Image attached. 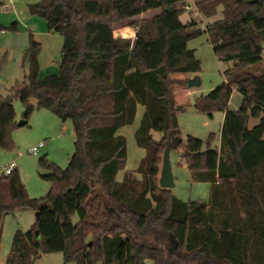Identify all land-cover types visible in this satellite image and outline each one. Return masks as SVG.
Instances as JSON below:
<instances>
[{
	"label": "trees",
	"instance_id": "16d2710c",
	"mask_svg": "<svg viewBox=\"0 0 264 264\" xmlns=\"http://www.w3.org/2000/svg\"><path fill=\"white\" fill-rule=\"evenodd\" d=\"M249 1L191 0L207 19L223 7V18L204 30L180 22L186 0H34L27 6L63 38L59 72L41 78L42 44L31 35L25 79L10 96L0 95V149L15 147L16 99L26 125L33 112L47 110L73 124L76 142L66 169L40 159L51 188L41 199L30 197L17 169L0 177V249L7 215L25 208L38 214L32 229L15 232L5 264H33L54 253L63 254V264H264V0ZM155 10L161 13L135 19ZM121 27L137 28L134 39L116 37ZM6 29L0 25V33ZM203 34L219 61L232 67L194 108L209 117L220 112L224 121L207 141L184 140L177 115L186 107L176 92L189 79L175 76L201 72L188 44ZM235 91L242 104L230 110ZM139 106L144 112L135 137L146 155L118 181L128 158L119 131L135 123ZM170 135L192 181L212 185L208 202H184L159 185Z\"/></svg>",
	"mask_w": 264,
	"mask_h": 264
},
{
	"label": "rangeland",
	"instance_id": "374dc122",
	"mask_svg": "<svg viewBox=\"0 0 264 264\" xmlns=\"http://www.w3.org/2000/svg\"><path fill=\"white\" fill-rule=\"evenodd\" d=\"M32 3L34 0H31ZM190 7L187 14L181 15V23H196L201 29H206L214 21L223 18V7L219 6L216 15L207 19L199 12L191 2L186 0ZM27 1H21L19 6L25 14L15 15L16 7L11 5L10 0H4V5L9 8L7 11L0 0V25L7 28L4 33H0V95L4 98L12 94L11 89L17 83H22L25 74L28 72L27 49L30 46V36L42 44L40 53V75L41 78L54 76L59 72V62L63 48V38L60 34L50 32L45 20L38 16H32L27 10ZM30 3V2H29ZM17 12V11H16ZM161 10L150 11L147 14L136 17L135 19L148 18L157 15ZM26 17V18H25ZM17 24L18 31L11 30V26ZM118 29V28H117ZM188 48L195 52L201 61V72L198 75H177L175 78L197 79L200 81L197 87L180 88L176 92V101L185 106L183 112H179L177 119L181 136L185 140L187 135L195 136L205 141L210 134L217 135L222 125L223 119L220 112H216L212 117L198 113L194 108V101L202 95H208L217 85L225 80V73L231 69L232 63L227 64L219 61L214 54L213 46L209 43L205 34L191 40ZM230 110L238 109L242 104V98L237 91L232 94L230 100ZM17 122L22 120L23 105L20 100L14 101ZM144 108L139 106L135 123L120 129L119 135L127 140L128 158L126 167L122 170L117 180L123 179L126 171L134 172L140 161L145 157V151L137 145L135 133L140 125ZM254 124V123H253ZM157 137V135H156ZM12 139L15 147L11 150L0 149V167L15 163L21 174L23 184L28 189L32 199H41L50 191V183L44 179L48 171L40 166V159L48 157L49 161L57 164L62 169H66L75 151V136L73 124L63 123L53 113L47 110H37L33 112L28 125L13 131ZM45 143L38 156L30 154V150ZM218 140L212 143V147L218 145ZM170 163L173 169L174 185L172 194L179 200L186 201H205L208 202L211 195L212 185L206 182L196 183L191 179V174L186 163L182 161V152L177 150L170 151ZM160 178V176H159ZM36 212L31 208H25L15 213H10L4 218L2 230V243L0 249V264H5L9 256L13 236L16 231H29L36 225ZM33 264H63V254H43V256ZM100 264V263H99ZM145 264H153L148 260Z\"/></svg>",
	"mask_w": 264,
	"mask_h": 264
},
{
	"label": "water",
	"instance_id": "95a60500",
	"mask_svg": "<svg viewBox=\"0 0 264 264\" xmlns=\"http://www.w3.org/2000/svg\"><path fill=\"white\" fill-rule=\"evenodd\" d=\"M257 0H251L249 1V4H256ZM168 12H172V7L166 8ZM200 81L197 79H189L187 82L188 87H197L199 86ZM25 121L21 120L18 122L19 128H23L25 126ZM171 138L172 136L170 135V139L166 144V148L164 150V156H163V162L161 166V173H160V178H159V185L161 188L164 189H173L175 187L174 185V177H173V169L171 168V163H170V154H171ZM38 217V214H36V218ZM38 235V233H37Z\"/></svg>",
	"mask_w": 264,
	"mask_h": 264
},
{
	"label": "crops",
	"instance_id": "0c3cea01",
	"mask_svg": "<svg viewBox=\"0 0 264 264\" xmlns=\"http://www.w3.org/2000/svg\"><path fill=\"white\" fill-rule=\"evenodd\" d=\"M21 1H27L28 3H27V6L29 5V4H31L32 3V1L31 0H10V2H11V5L16 9V11H15V15H17L18 14V16H21V14L23 13V14H25V12L22 10V6H19L18 7V4H20V2ZM1 2H2V5H3V7L6 5H4V0H1ZM30 2V3H29ZM7 11H9V8L7 7V6H5L4 7ZM185 14H187V13H185ZM26 18V17H25ZM136 33H137V28H135V27H133V28H130V27H121V28H118L116 31H115V36L116 37H124V38H130V39H134V37H135V35H136ZM28 67H29V61H28ZM222 114V113H221ZM223 117H224V115L222 114V119H223ZM223 121H224V119H223ZM222 124H223V122H222ZM222 126V125H221ZM220 130H221V127H220ZM220 130H219V133H220ZM218 133V134H219ZM16 169H17V166H16ZM18 170V169H17Z\"/></svg>",
	"mask_w": 264,
	"mask_h": 264
},
{
	"label": "built area",
	"instance_id": "2783aa9c",
	"mask_svg": "<svg viewBox=\"0 0 264 264\" xmlns=\"http://www.w3.org/2000/svg\"><path fill=\"white\" fill-rule=\"evenodd\" d=\"M187 7H188V9L190 8L189 6H187ZM43 147H45V143L41 142L39 146L34 147L30 150V154H32L34 156H38ZM15 169H16L15 163H9L7 166L0 167V177L10 175L11 173H13V171Z\"/></svg>",
	"mask_w": 264,
	"mask_h": 264
}]
</instances>
